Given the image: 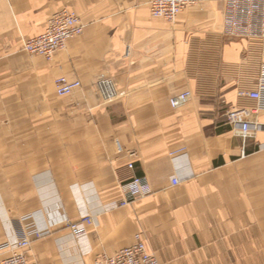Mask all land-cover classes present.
<instances>
[{"label": "crops", "instance_id": "1", "mask_svg": "<svg viewBox=\"0 0 264 264\" xmlns=\"http://www.w3.org/2000/svg\"><path fill=\"white\" fill-rule=\"evenodd\" d=\"M152 1L0 0V245L34 214L51 234L27 251L32 263L95 264L141 234L164 264H264V111L246 141L226 117L257 108L239 93L258 89L262 42L224 35L225 0H193L174 22L154 18ZM63 10L83 34L51 62L24 53ZM62 76L82 88L59 97ZM104 79L112 103L95 90ZM116 141L135 155L111 160ZM181 148L192 177L172 186L169 154ZM134 178L147 179L149 196L121 191ZM84 214L95 225L77 241L64 222Z\"/></svg>", "mask_w": 264, "mask_h": 264}, {"label": "built area", "instance_id": "2", "mask_svg": "<svg viewBox=\"0 0 264 264\" xmlns=\"http://www.w3.org/2000/svg\"><path fill=\"white\" fill-rule=\"evenodd\" d=\"M193 5V0H153L150 4L151 15L154 18L167 22H174L176 18ZM224 35L236 40H259L263 45L264 57V0H225L223 14ZM84 25L80 17L71 11L63 10L56 13L48 21L47 28L40 36L24 43L23 52L38 57L46 62H51L57 51L65 49L68 42L82 35ZM56 92L59 97L71 96L75 91L82 88L80 81H69L62 76L55 81ZM95 90L103 101L112 102L118 98V93L113 81L100 80L95 84ZM240 97H247L257 101V108H234L227 113V120L233 126H238V136L244 141L254 137L251 127V118L254 114L264 111V65L261 70L258 89L256 91L239 93ZM192 98L189 91L183 92L170 99L173 109H179L188 104ZM115 152L109 158L113 161L125 160L135 154L126 152L119 141L115 142ZM170 158L175 165V176L172 178V186L180 185L183 180L192 177L191 173L184 175L183 165L189 166L186 149L181 148L170 152ZM130 169L134 164L128 165ZM121 191L136 199L149 196L152 192L146 178H134L121 184ZM129 202L123 201L115 204L113 208L125 206ZM70 230L72 237L77 241L86 240L89 236L88 228L94 226L92 216L84 214L80 222L70 220L64 222ZM16 239L13 242H5L0 245V253L7 256L0 260V264H36L27 259V251L32 244L51 234V228L40 229L35 222L34 214L23 217L15 227ZM135 244L120 250L112 256L102 254L97 257L95 264H164L150 253L141 234L135 236Z\"/></svg>", "mask_w": 264, "mask_h": 264}, {"label": "rangeland", "instance_id": "3", "mask_svg": "<svg viewBox=\"0 0 264 264\" xmlns=\"http://www.w3.org/2000/svg\"><path fill=\"white\" fill-rule=\"evenodd\" d=\"M28 41V40H27ZM24 46V45H23ZM97 92V91H96ZM115 100H117V98L115 99ZM115 100H113L112 102H114ZM105 102V101H104ZM112 102H107V103H112Z\"/></svg>", "mask_w": 264, "mask_h": 264}]
</instances>
